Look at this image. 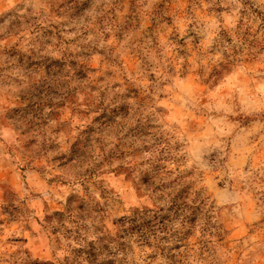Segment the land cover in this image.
<instances>
[{
  "label": "rangeland",
  "instance_id": "rangeland-1",
  "mask_svg": "<svg viewBox=\"0 0 264 264\" xmlns=\"http://www.w3.org/2000/svg\"><path fill=\"white\" fill-rule=\"evenodd\" d=\"M95 4L0 0V264H264V3Z\"/></svg>",
  "mask_w": 264,
  "mask_h": 264
},
{
  "label": "clouds",
  "instance_id": "clouds-1",
  "mask_svg": "<svg viewBox=\"0 0 264 264\" xmlns=\"http://www.w3.org/2000/svg\"><path fill=\"white\" fill-rule=\"evenodd\" d=\"M54 2L58 4L59 2H61V0H54ZM260 2L264 3V0H260ZM102 4H103V0H96V4L94 5V7H99ZM20 15L23 16L24 13L21 12ZM96 15L97 16H102L103 15V11L101 10ZM3 147L5 149H7L6 145H4ZM78 147L80 148L81 151L84 150V145L83 144L79 145ZM66 159H67V157H66ZM94 159L93 160H89L87 162H84L82 160H73L72 163L75 165V167L72 168L70 174L71 175L80 174V175L77 176V179L80 180V181H83L85 183V185H87L89 183V181H88V174L85 173V169H88V168L91 167L92 163L94 162ZM66 175H68V173H66ZM78 186L79 185H77V187ZM28 191L37 192V191H40V189L35 187L34 185H32L30 183ZM71 191H72L71 188L62 189L60 198H63V196H67L69 194V192H71ZM46 192H47V194H44L43 192L41 193V195L43 196L44 200H48L49 196H52L53 199L57 198L55 193H54V191L52 189H47ZM2 194H3V189H0V195H2ZM92 195L95 196L96 200H100V195L97 194L96 192H92ZM68 226L70 227L71 225H68ZM35 230H37V229H34V231Z\"/></svg>",
  "mask_w": 264,
  "mask_h": 264
}]
</instances>
